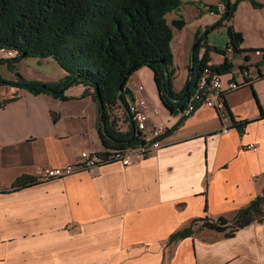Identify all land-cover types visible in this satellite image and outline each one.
Segmentation results:
<instances>
[{"label":"crops","instance_id":"obj_1","mask_svg":"<svg viewBox=\"0 0 264 264\" xmlns=\"http://www.w3.org/2000/svg\"><path fill=\"white\" fill-rule=\"evenodd\" d=\"M190 1L167 15L169 23L185 21L182 28L172 26L177 92L185 88L197 32L204 33L222 14L209 8L223 6L222 0ZM227 25L242 33L243 51L230 60L225 84L233 78L254 80L229 91L224 107L201 104L185 117L164 106L150 67L135 71L128 88L134 95L136 84L143 83L154 105L152 120L171 131L163 147L129 165L112 162L39 180L46 166L75 163L82 151H106L96 99L82 95V84L66 91L68 100L0 85V264H264L261 222L230 237L197 224L191 236L169 243L192 220L233 219L264 193V0H242ZM227 25L207 34L206 45L225 47L228 34L214 35ZM15 55L0 49V58ZM209 55L210 64L229 60L228 53ZM34 58L36 63L26 57L18 64L26 78L66 76L62 67L56 77L42 73L46 58ZM5 77L15 79V73ZM129 126L126 122L125 129ZM22 176L37 181L14 189Z\"/></svg>","mask_w":264,"mask_h":264},{"label":"trees","instance_id":"obj_2","mask_svg":"<svg viewBox=\"0 0 264 264\" xmlns=\"http://www.w3.org/2000/svg\"><path fill=\"white\" fill-rule=\"evenodd\" d=\"M189 1L0 0V49L14 51L16 54L0 58V65L5 63L16 76L15 79H8L0 74V85L20 87L36 94L47 93L55 98L68 100L70 96L66 91L82 84L86 86L82 95L92 93L96 99L97 129L106 150L135 146L139 142L135 124L131 123L128 129L119 130L109 112L119 100L127 105L128 99L134 98L127 82L135 71L143 66L154 71L159 97L174 115L183 113L200 89L206 68L210 69V73L222 75L232 71L233 64L228 59L221 64H210L211 51L225 55L228 48L235 54L243 51L242 33L233 25H227L242 0H222L224 10L220 19L208 26L204 33L197 32L193 46L194 64L192 65L191 58L185 88L177 92L173 84L175 68L171 48L174 36L172 26L182 28L185 21L180 17L169 23L167 15ZM252 2L258 7L262 6L259 2ZM209 8L217 13L221 12L218 5L212 4ZM224 25H227L229 37L227 45H206V35ZM202 47L205 48L203 53ZM29 56L54 58L67 72L66 76L56 81L26 78L19 71L18 64ZM262 62L264 63V58ZM260 77L263 75L257 78ZM208 83L207 80L206 84ZM11 100L13 98L6 99L4 103ZM170 131L167 129L165 136ZM36 181V178L22 176L14 182L13 188L18 189ZM253 222L264 223V193L240 208L233 219H213L207 215L192 220L189 225L172 234L169 243L191 236L197 224L230 237Z\"/></svg>","mask_w":264,"mask_h":264},{"label":"built area","instance_id":"obj_3","mask_svg":"<svg viewBox=\"0 0 264 264\" xmlns=\"http://www.w3.org/2000/svg\"><path fill=\"white\" fill-rule=\"evenodd\" d=\"M219 11L224 10V6H218ZM211 12L215 13L214 10ZM257 54H261L263 51L256 50ZM229 60L234 58V51L228 48L227 52ZM209 68L205 69V72L201 78L200 89L194 94L191 101L188 103L183 114L188 116L192 114L199 105L204 104L208 107L222 108L224 107V101L229 91L235 90L246 83L247 80L252 81L253 78L244 79L233 78L229 79L225 84L223 79L224 75L218 73H210ZM249 70V69H248ZM256 76H254L255 78ZM207 80L209 81L208 84ZM247 82V83H249ZM246 83V84H247ZM146 91L143 83H137L135 88L134 98H129L127 105H124L122 101H118L110 108L111 119L115 121V126L119 130H125V123L128 125L135 124L138 130L139 142L135 146L108 149L103 153L97 151H83L81 153V159L75 163H68L63 166H46L41 170L38 177L39 180H49L53 178H61L72 174L76 171L90 169L92 167L101 166L112 162H121L124 165H129L137 160L145 158L151 155L157 149L165 145V132L166 128L161 125H157L152 120V109L154 105L149 101L144 92ZM227 129H224L226 131ZM248 147L255 148L254 144H250Z\"/></svg>","mask_w":264,"mask_h":264},{"label":"rangeland","instance_id":"obj_4","mask_svg":"<svg viewBox=\"0 0 264 264\" xmlns=\"http://www.w3.org/2000/svg\"><path fill=\"white\" fill-rule=\"evenodd\" d=\"M168 15H170V14H168ZM168 17H170V16H168ZM219 19H220V17H219ZM169 20H170V18H169ZM222 35H224V37H225V35H227V27H222L219 30H215V35H214L215 37L219 38ZM10 53L11 54H14L15 52L14 51H10ZM40 59H43V58H40ZM26 62H28V63H36V59L34 57H32V56H29V57H27ZM42 64H43L42 65V73L47 74L48 76H54V77H56V76H59L61 73H64V70L61 68V66L58 64V62L54 58H52V57L46 58V60H42ZM27 71L29 73H32L33 72L30 69H28ZM11 72L12 71L7 66L0 65V74L2 76H4V77L5 76H8L9 77L10 74H11ZM183 76H185V71L184 72L182 71V75L180 74V76L177 77V79H176L177 86H179V84L181 83V78Z\"/></svg>","mask_w":264,"mask_h":264},{"label":"water","instance_id":"obj_5","mask_svg":"<svg viewBox=\"0 0 264 264\" xmlns=\"http://www.w3.org/2000/svg\"><path fill=\"white\" fill-rule=\"evenodd\" d=\"M193 53H194V49L192 50V56H191V58H192V65L194 64V56H193ZM126 80H127V77L124 79V81H123V83L121 85V89L123 88V85L126 82ZM97 91H98V96L100 97L99 90H97Z\"/></svg>","mask_w":264,"mask_h":264}]
</instances>
